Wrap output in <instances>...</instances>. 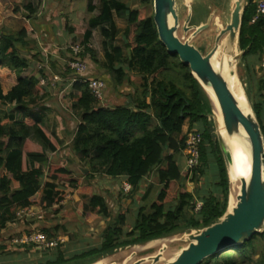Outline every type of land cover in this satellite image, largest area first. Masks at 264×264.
I'll use <instances>...</instances> for the list:
<instances>
[{
  "label": "trees",
  "instance_id": "trees-1",
  "mask_svg": "<svg viewBox=\"0 0 264 264\" xmlns=\"http://www.w3.org/2000/svg\"><path fill=\"white\" fill-rule=\"evenodd\" d=\"M93 1L88 0L87 11L98 14L89 19L88 28L82 33L84 50L80 57L84 60L86 53L93 54L89 46L93 30L102 27L107 74L116 89L129 82L136 91L128 93V104L106 107L90 91L88 80L93 78L87 77V82L78 78L75 82L73 89L77 94L71 96V109L78 121L77 135L69 149L79 165L88 170L84 178L89 184L82 186V179L73 171L49 158V154L63 151L64 143L46 127L48 110L40 105L39 99L49 85L44 70L35 74L32 62L22 54V48L31 45L28 27L16 35L0 36V75L9 70L17 78L8 92L0 82V104L9 107L8 111L0 110V233L18 221L21 210L36 205L46 212L55 209L66 197V192L59 189L62 184L67 190L90 193L91 182L97 178H124L132 187L129 194L135 196L142 182L155 172L161 188L150 205L149 195L143 197L145 204L137 207L131 224L127 217L130 208L113 217L106 198L93 194L81 211L84 217L95 214L108 221L101 243L68 258L60 248L42 251L44 260L39 264L80 263L180 232L202 230L221 221L228 210L230 180L209 118L213 104L190 68L178 56L170 55L160 41L154 17L144 18L142 9L153 0H140L142 8L138 10L120 0H100L99 6ZM24 10L28 20L36 14L32 5ZM255 11L252 0L248 1L239 44L248 62L254 58L264 61V20L252 24ZM115 17L127 24L123 46L115 45L118 39ZM67 28L76 38L80 29ZM68 53L71 58L72 50ZM130 73L141 78L140 85L133 83ZM70 75L76 77L66 65L61 77ZM41 79L46 82L44 86ZM255 82L251 84L258 97L253 96L254 92L247 94L253 97V109L264 134V76ZM106 89L107 93V84ZM196 129L203 138L200 164L190 177H185L178 157L185 156L187 136ZM201 180L209 183V191H188L187 182L197 184ZM198 201L202 203L200 211H196ZM41 232L49 239L57 237L50 230ZM260 236L264 238V233L202 264H264V258L255 260L259 254L255 241ZM9 252L6 245L0 244V256Z\"/></svg>",
  "mask_w": 264,
  "mask_h": 264
},
{
  "label": "rangeland",
  "instance_id": "rangeland-1",
  "mask_svg": "<svg viewBox=\"0 0 264 264\" xmlns=\"http://www.w3.org/2000/svg\"><path fill=\"white\" fill-rule=\"evenodd\" d=\"M16 1L20 0H0V36L3 33L16 35L23 28L28 27V40H35L38 37L40 41L39 49L47 47V51H52V53H55V51L58 50L56 55L58 58L61 57V59L63 53L66 56V50H68L70 44H64L63 42H60L59 46H53L52 35L54 33L52 32L51 27L56 28L58 27V25H61L63 27H65L66 25L69 27L73 24L71 27L76 26L80 30H78L79 34L76 36V38H74V42L72 44H81L83 40L82 33L88 28L89 19L98 14V12L90 14L87 11L88 0H21L22 2ZM30 1L34 2V5L37 6L36 9L38 11L35 14V17L32 18L33 20L31 22L28 21V15L26 16L24 14V7L28 5ZM120 1L129 5L130 8L134 10L142 8L140 0ZM176 1L177 13L178 15H180V28L177 33V36L183 42H187L193 34V32H188L186 34L183 30L184 24L189 16V6L193 7V16L192 21L190 23L191 26H199L202 23H206L209 16H213L209 29L202 32L195 38H192L191 40V44L195 46L202 54H209L215 46V40L217 35L219 34L220 28L222 30L226 27L228 23H230L231 11L233 7L231 0H191L190 3H187V0ZM93 2L96 6H99L100 4V0H94ZM53 8H56V11L54 13L52 12ZM142 11L144 18L154 17V2L150 5H147V7H144ZM40 13L42 14L41 16H39ZM115 20L117 23V27L119 28V32H121L120 34H118V39L115 45L123 46V33L126 29L127 24L125 21L120 20L117 17H115ZM61 28L62 27L57 28L55 32V37L62 36L63 30ZM45 30L47 31L46 33H44ZM66 32H68L70 35H73L67 30ZM55 42L56 44H58L56 39ZM91 44V49L94 55L91 53H86V56L84 58L92 67L91 75L92 77L107 78L108 74L104 68L102 61L104 59V49L102 47V38L99 32L94 35ZM29 47H23L22 54L25 55V51H29L32 49L31 47ZM43 53L44 52L41 50V54L35 56V54H31L30 52H28V59L32 62L31 67L35 74H38L40 65L51 66L52 63H55V66L52 65L53 69H50L51 73L47 74L48 77H53V75L57 74L59 68H61V71L64 69L62 65L64 66L67 63L61 62L60 60L59 62H54L51 60L52 56H49V58L45 59ZM228 53L231 52H224L218 50L216 54V59H218L219 56ZM237 55L241 56L238 60H236L234 56H231L225 59L224 61H219V63H221L223 69L225 70L226 78L230 82V86L235 92V98L241 99L243 106L249 110L245 96L249 98V104L251 105L253 97L252 95H248L247 92H254L251 83L256 84L255 80L264 76V69H260L261 67H264V61L261 62L258 59L254 58L252 62H248L246 59L243 58V52L240 51ZM46 62L48 64H45ZM253 73L254 75H252ZM129 75L132 77V81L135 85L141 84L142 80L139 76H137L136 73H130ZM16 79L17 78L15 73L9 70H3L1 72L0 82L3 83L2 86L5 92L9 91L10 87L12 86V84L15 83ZM64 79H67V77H65ZM250 87L252 88V91ZM64 88V86H60L57 89L59 91L65 90ZM135 91L136 90L134 85L132 86V84L129 82H127L123 87L116 89L113 82L110 81L108 91L105 95V100L108 99L106 105L114 106L116 104H125L126 99L129 97L128 93H134ZM57 99V101L61 105L63 103L65 106L64 109L61 107L62 111L66 113L68 117L70 115V117L75 119L71 109L72 102H64L63 100H59V98ZM110 99L113 100L112 104H109ZM214 108L215 114L213 113L211 116H209V118L212 122L211 124L213 125L215 136L219 134V131L222 136L223 126H221L222 123L221 120H219L220 117L217 112L218 110H216V105ZM0 110L8 111L9 107L0 104ZM68 153H70V155H66L64 153L62 157L60 156L52 162H55L59 165L67 166L71 171H73V173L78 178L82 179V186H87L89 184V181L84 178L85 174L82 173V171L80 170L81 165L76 162L71 150ZM182 158L184 157H178V161L181 162ZM103 179L104 178H98L91 182L92 189L90 193L76 192L72 189L67 190L64 187L65 185L62 184L60 190L66 192V197L64 199L65 202L63 206H61L60 208L55 207V209H52L50 212H46L43 211L39 205H36L33 207L35 208L34 211L35 213L44 216V219L42 221H39L37 218L26 219L25 217H21L16 223L9 225L5 231L0 233V244L6 245L8 247V251L10 252L9 254L0 256V264H39L41 261L44 260V256L42 255L44 254L43 252L37 253V251H35L34 247L32 246H21L12 242L13 239L19 237L24 233H31L34 229L50 230L52 234H56L57 237H60L61 239L67 237L68 240L65 238V244L59 247L60 251L64 252V254L66 255V258L78 252H81L82 250H88L95 246H98L101 243L103 232L108 226V221L98 218L95 214H89L84 217L82 216L81 211V206L85 204L93 194L102 195L106 198L107 204L112 212L113 217H117L121 210L130 208L131 212L128 214L127 217L129 218L131 224L133 223L135 210L137 209V207H139V205H143V203L145 204L144 201L140 200L141 197L144 196V193H148L146 194L149 195L147 204L150 205L156 200L157 194L161 188L155 172L152 173L148 178H146V180L142 182L140 193L135 196L124 192V188L122 187V185H119L118 188H115L114 186L117 185L113 186L111 181H104ZM232 188L233 189H231V192L234 194H232L233 199L231 203L233 205L230 207L231 212L232 209L236 207L237 196L240 192L241 187L233 183ZM187 189H191V193H197L201 190L209 191L207 189H210V186L208 182L201 180L197 184H188ZM233 202L235 203V206ZM198 203L201 202L198 201ZM196 211L199 210L196 209ZM56 227L59 228V231L55 232L54 230ZM200 231L201 230H194L185 233L180 232L174 236L164 238L159 242L121 248L111 255L101 258H94L93 260L83 261L80 263L74 262L73 264H135L139 260L149 259L151 257L156 256L163 245H166L168 249L164 253V257L161 260V264H166L171 261H174L178 257L180 252L186 247H188L190 242L188 239H183L185 235H189L192 233L197 235L200 233ZM255 245L257 246V250L259 253L258 256L255 257V260H258L260 257L264 258V238L260 236L255 241ZM133 253L135 255L132 257ZM144 264H151V261L146 262Z\"/></svg>",
  "mask_w": 264,
  "mask_h": 264
},
{
  "label": "water",
  "instance_id": "water-1",
  "mask_svg": "<svg viewBox=\"0 0 264 264\" xmlns=\"http://www.w3.org/2000/svg\"><path fill=\"white\" fill-rule=\"evenodd\" d=\"M155 7L154 21L158 29L160 41L167 48L170 55L178 56L180 61L188 66L194 78L199 82L203 90L210 98L213 107L214 102L207 91L210 86L220 107L223 124L228 137L237 136L240 138L241 131L244 132L246 143L249 145L251 156L250 178L241 179V188L237 196V204L231 212L233 181L231 178L232 155L221 133L217 135L220 147L226 163L228 176L230 180V196L228 210L224 217L218 223L204 228L199 234L185 235L183 239L189 240V245L183 249L178 257L166 264H202L206 259L220 254L235 246L243 245L253 239V237L264 233V134L257 119L253 105L245 96L249 113H244L239 107L226 78L225 70L219 61L234 56L238 60L240 50V35L243 25V17L247 6V0H231L232 11L230 23L224 29L219 31L215 40L213 50L207 54H202L195 46L191 44L192 38H195L202 32L209 29L213 16H209L206 23L199 26H191L192 6H189V16L184 24V32H193L187 42L181 41L177 33L180 28V17L177 13L176 0H153ZM191 2V1H190ZM189 2V3H190ZM27 16L28 13L24 12ZM169 15L174 21L170 27ZM225 40L231 41L235 46L233 51L219 56L216 54ZM230 42V43H231ZM245 95V94H244ZM215 109V108H214ZM213 113L215 114V110ZM220 129V128H219ZM241 130V131H240ZM245 144V142H244ZM82 173L88 174V170L81 168ZM162 240V239H161ZM156 240L150 243L159 242ZM149 244V243H148ZM168 247L162 246L159 253L149 259H142L135 264H144L151 261V264H161L164 253ZM135 254H132V257ZM115 264V263H113Z\"/></svg>",
  "mask_w": 264,
  "mask_h": 264
},
{
  "label": "crops",
  "instance_id": "crops-1",
  "mask_svg": "<svg viewBox=\"0 0 264 264\" xmlns=\"http://www.w3.org/2000/svg\"><path fill=\"white\" fill-rule=\"evenodd\" d=\"M3 1V0H2ZM4 1H6V0H4ZM8 1H10V0H8ZM21 1V0H20ZM20 1H16V2H20ZM27 1V0H26ZM71 1V0H70ZM74 1V0H73ZM191 0H187V3H189ZM22 2V1H21ZM28 5H32L33 6V9L36 11V13L38 12L37 11V9H36V7L37 6H35L34 5V2L33 1H30L29 2V4ZM27 6V5H26ZM25 6V7H26ZM24 7V8H25ZM0 8H1V6H0ZM23 10V9H22ZM56 11V8H53L52 9V12L54 13ZM192 14H193V12H192ZM42 14L40 13V15L39 16H41ZM33 17H35V15L33 16ZM33 19H31V20H28L29 22H31ZM68 20H70V19H68ZM66 21H67V19H66ZM88 23H89V21H88ZM75 24V23H74ZM73 25V24H72ZM71 25V26H72ZM60 27H62L61 29L63 30V33H62V36H59V37H55V32H56V30H57V28H60ZM51 29H52V32L54 33L53 35H52V39H53V46H59V43L60 42H63L64 44H70V46H69V48L73 45L72 43L74 42L73 40H74V35H70L68 32H66V30L67 31H69L68 30V28H67V26L65 25V27H63V26H61V25H58V27H51ZM60 29V30H61ZM47 31L45 30V32L44 33H46ZM97 32H99V34L101 35V38H102V27H97V28H95L94 30H93V35H92V38H91V40H90V43H89V46L90 47H92V40H93V38H94V35L97 33ZM123 32V31H122ZM121 32H119V28H118V34H120ZM55 39H56V41L58 42V44H56V42H55ZM34 39H32V40H28L29 42H31V50H27V51H25V57L28 59V52H30L31 54H35V56L36 55H39V54H41V50L44 52L43 53V55L45 56V59L46 58H49V56H52V61H54V62H59V60L61 61V62H65V63H67L66 65H68L69 64V61H70V55H69V53H68V50H69V48H68V50H66L67 51V53H66V56H65V54L63 53V56H62V59H61V57L60 58H58L57 57V52H58V50L57 51H55V53H52V51L50 52V51H47L48 49H47V47L45 48V47H43V48H41V49H39L40 47H39V43H40V41H39V38L37 37L34 41H33ZM102 43H103V38H102ZM34 45V46H33ZM81 45V44H80ZM29 47V48H30ZM103 47V46H102ZM49 54V55H48ZM85 60V59H84ZM101 60V59H100ZM67 61V62H66ZM86 62H87V64H88V73H87V77H90V78H93V79H98V80H102V81H104V82H106V84H107V86H108V88H109V83H110V81H112L111 80V77H110V75L108 74V76H107V78L106 77H92V67L90 66V64L88 63V61L87 60H85ZM103 61V65H105V64H108V60L106 59V55H105V52H104V59L102 60ZM45 64H48L47 62L45 63ZM66 65H62V67H65ZM40 69L41 70H44V74H45V76L47 77V84H49L46 88H44V91H43V93L40 95V105L41 106H44V107H46V109L48 110L47 111V117H48V121H47V129H48V131L51 133V134H53V135H55L57 138H59V140L60 141H62L63 143H64V150L63 151H61L60 153L58 152V153H54V154H49V158L53 161V160H56V158H58V157H62V155L65 153L66 155H70V153H68L69 151H70V149H69V146L71 145V143H72V141H73V139L76 137V135H77V118L75 117V119H73L72 117H70V115H69V117H68V115L66 114V113H64L63 111H62V108L64 109L65 108V106H64V104L62 103V105L57 101L58 99L57 98H59V100H63L64 102H67V101H71V96L72 95H76L77 93L75 92V90L73 89V86H74V84H75V82H74V77L73 76H71L70 75V77H68L67 79H64V77H61V74H62V71H61V68H59V70H58V73L57 74H55V75H53V77H48L47 76V74L48 73H51L50 72V69L52 70L53 68H52V66H50V65H40L39 66V71H40ZM61 71V72H60ZM61 73V74H60ZM73 77V78H72ZM46 83V82H45ZM3 84V83H2ZM16 84V82L14 83V84H12V86L10 87V89L14 86ZM60 86H64L65 88V90H59L58 91V87H60ZM121 88V87H120ZM9 89V90H10ZM120 91V90H119ZM256 91V92H255ZM8 92V91H7ZM258 92H257V89L256 90H254V93H253V96L254 97H258V94H257ZM129 101H130V99H129V97L126 99V103L125 104H128L129 103ZM108 102V99L106 100V102H105V104H103L104 106H106V107H114V106H117V104L116 105H114V106H109V105H106V103ZM110 103L109 104H112V102H113V100L112 99H110V101H109ZM125 104H121V105H125ZM61 105V106H60ZM62 107V108H61ZM72 114V113H71ZM73 115V114H72ZM186 130V129H185ZM197 131H199V129H196ZM76 162L78 163V161H77V159H76ZM79 164V163H78ZM178 164L180 165V167H182V170H183V175L185 176V177H190L189 175H191V174H189L188 172H187V158L184 156V158H182V160H181V162H179L178 161ZM80 168H82V167H80ZM81 170V169H80ZM98 179V178H97ZM104 181H106V180H108V181H111L112 182V184H113V186L114 185H117V186H114L115 188L117 187H119V185H122V187L125 185V184H128L127 183V180L126 179H124V178H118V179H110V178H104L103 179ZM146 180V179H145ZM193 185V183H190V182H187V185ZM193 188V187H192ZM60 189V188H59ZM140 189H141V186H140ZM188 191L189 192H192L191 191V189H188ZM139 193H140V191H139ZM147 193L145 192L144 193V196H142L141 197V201H143V197H145V195H146ZM63 202H65V201H63ZM141 203V202H140ZM140 203H137V204H140ZM64 205V204H63ZM62 205V206H63ZM143 205H144V203H143ZM139 206H141V205H139ZM61 207V206H60ZM59 207V208H60ZM33 209H35V208H33ZM9 225H11V224H9ZM8 225V226H9ZM8 226L6 227V229L8 228ZM5 229V230H6ZM5 230H3V231H5ZM56 238H58V237H56ZM66 239H67V237H65ZM64 238V239H65ZM68 240V239H67Z\"/></svg>",
  "mask_w": 264,
  "mask_h": 264
},
{
  "label": "built area",
  "instance_id": "built-area-1",
  "mask_svg": "<svg viewBox=\"0 0 264 264\" xmlns=\"http://www.w3.org/2000/svg\"><path fill=\"white\" fill-rule=\"evenodd\" d=\"M250 1V0H248ZM248 4V3H247ZM252 5L255 6V14L252 17L251 23L255 24L260 19L264 20V0H252ZM69 49L72 50L73 55L69 61V68H71L76 77L74 82L79 80H83L87 82V73H88V64L85 60H83L80 55L83 53V46L80 44L72 45ZM89 88L93 96L101 103L105 104V95H106V83L102 80L98 79H91L88 80ZM45 85V80L41 79V86ZM202 134L194 130L190 132L187 136L186 147L184 150V154L187 158V172L189 174L192 173L194 169H196L200 164V146L202 143ZM124 192L130 193L132 190L131 185L125 184L123 186ZM64 204V202L60 203V205H56L55 207H60ZM202 207V203L197 204V210L200 211ZM21 217L34 218L42 221L44 216L41 214L35 213L33 208L21 210L18 213V219ZM66 239L58 238H48L41 230L34 229L31 233L20 235L19 237L12 240L14 244L21 245V246H32L34 247L35 251H45L51 249H57L65 244Z\"/></svg>",
  "mask_w": 264,
  "mask_h": 264
},
{
  "label": "bare ground",
  "instance_id": "bare-ground-1",
  "mask_svg": "<svg viewBox=\"0 0 264 264\" xmlns=\"http://www.w3.org/2000/svg\"><path fill=\"white\" fill-rule=\"evenodd\" d=\"M168 22H169L170 27H172L174 25V21L170 15H169ZM230 42L231 41L225 40L222 44H220V47L218 50L224 51V52L233 51L232 49H234L235 46L233 45L232 42L231 43ZM207 91L210 94L212 100L214 101V103L217 107L216 110H218L217 112H218V115L220 117L219 120H221V123H222L221 126H223L222 138H224L227 145L229 146V149L231 151V155L233 157L232 158V166H231L232 181L235 185H238L241 187V181L240 180L246 179L248 181L250 178V173H251L250 149H249V145L245 141L246 139H244L246 134H244V132L240 130L241 131L240 138H238L237 136L231 137V138L227 136V133L225 131L224 124H223V117H222L220 107L218 105V102H217L215 95H214L210 86L207 88ZM236 100H237V103H238L239 107L241 108V110H243L244 113H249V110L243 106L241 99L236 98ZM244 142H245V144H244ZM232 194H234V193H232ZM234 206H235V203H234Z\"/></svg>",
  "mask_w": 264,
  "mask_h": 264
}]
</instances>
